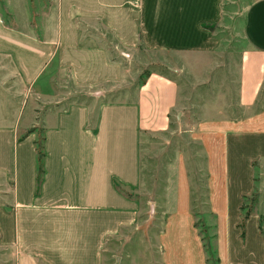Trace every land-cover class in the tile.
Listing matches in <instances>:
<instances>
[{"label":"crops","instance_id":"1","mask_svg":"<svg viewBox=\"0 0 264 264\" xmlns=\"http://www.w3.org/2000/svg\"><path fill=\"white\" fill-rule=\"evenodd\" d=\"M224 2L57 0L56 17L43 23L41 36L9 26L0 13V55L11 59L30 91L26 109L11 125H0V171L13 183L9 247L16 253L15 264H109L114 240L128 237L148 217L141 201L126 192L142 185L144 140L171 130L180 88L172 79L152 74L134 100H115L131 94L127 69L110 59L112 52L96 26L110 30L124 49L142 32L149 44L165 52L194 53L215 43ZM244 33L249 46L238 69V107L250 116L264 86V0L248 8ZM46 76L50 88L59 82L64 90L45 93L41 81ZM75 88L91 93L88 101L59 109L63 96ZM40 105L47 107L41 117V172L35 146ZM202 121L210 128L236 123L216 116ZM202 125L191 130L192 137ZM210 128L201 130L216 143L212 148L217 152L204 147L207 172L212 176V170H219L223 189L221 196H207L216 264H264V215L261 226L252 216L242 239L234 238L229 166L230 138L260 134ZM165 198L180 209L167 212L164 231L156 236L158 247L143 243V249L153 252L154 259L158 250V264H209L195 213L181 209L178 193ZM186 202L192 203L193 196Z\"/></svg>","mask_w":264,"mask_h":264},{"label":"rangeland","instance_id":"2","mask_svg":"<svg viewBox=\"0 0 264 264\" xmlns=\"http://www.w3.org/2000/svg\"><path fill=\"white\" fill-rule=\"evenodd\" d=\"M254 1L225 0L223 22L218 27L215 43L194 53L165 52L149 44L142 32L138 34L135 42L126 44L124 49L110 30L102 25L96 26V34L112 52L109 54L110 59L121 63L127 69L131 94L127 98L122 95L115 96V100H134L139 87L152 74L164 75L175 81L180 88L179 109L172 117L171 130L161 136H149L144 140L142 185L137 191L126 192L131 199L141 201L144 216L148 217L139 229L126 238L122 237L124 241L114 240L110 246L112 250L107 252L109 264H158L159 251L156 250L154 259L153 252L145 251L142 244L146 243L148 248L158 247L156 236L164 231L167 212L180 209V204L167 202L165 197L176 193L182 198L181 209L193 210L197 217L195 226L207 247L208 263H217L212 245L215 231L209 218L212 203L207 202V196H221L223 189L219 183V170H212V176L207 172L208 157L203 153L205 146L211 153L217 152L212 148L216 147L215 138L201 131L210 128L202 119L212 116L229 118L236 123L214 125L211 130L217 131L225 127L260 134H242L230 138L229 166L235 240L242 239L241 235L246 233L247 223L252 216H257L259 225H262L264 86L250 116L244 115L243 110L238 107L237 90L241 57L249 46L244 33L246 13ZM0 13L9 26L24 33L41 36L43 23L56 17L57 0H0ZM51 71H56V65L51 67ZM64 78V85L68 88L66 92H69V74L66 73ZM42 80L45 93L64 90L59 82L54 88H50L46 83L48 76ZM90 94L75 88L71 95L63 96L65 99L58 108L66 109L73 103H86ZM29 95L30 91L22 85L11 59L0 55L1 126L11 125L26 109L25 99ZM37 110L39 132L35 146L39 165V157H42L43 152L41 117L47 107L40 105ZM200 123L203 125L192 137L191 130ZM12 189L13 183L0 171V264H15L16 258V253L9 247ZM188 196H193L190 204L186 202ZM214 205L219 206L218 203ZM132 253L136 258L131 257ZM239 253L237 251L238 255Z\"/></svg>","mask_w":264,"mask_h":264},{"label":"trees","instance_id":"3","mask_svg":"<svg viewBox=\"0 0 264 264\" xmlns=\"http://www.w3.org/2000/svg\"><path fill=\"white\" fill-rule=\"evenodd\" d=\"M42 159H43V152H42V157H39V169L42 171Z\"/></svg>","mask_w":264,"mask_h":264}]
</instances>
